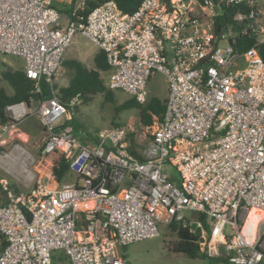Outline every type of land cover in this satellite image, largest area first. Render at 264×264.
<instances>
[{
	"label": "built area",
	"instance_id": "2783aa9c",
	"mask_svg": "<svg viewBox=\"0 0 264 264\" xmlns=\"http://www.w3.org/2000/svg\"><path fill=\"white\" fill-rule=\"evenodd\" d=\"M83 10L63 23L53 0H0V54L21 59L40 93L78 33L103 52L111 91L143 105L149 79L163 75L165 112L143 127L150 138L134 146V157L131 124L93 141L76 136L70 122L78 96L67 105L55 96L7 105L0 264H55L57 256L60 264H126L118 248L173 221L196 223L199 251L221 264H264V216L245 229L250 212L264 215V16L257 0H141L131 14L108 1L85 19ZM241 37L253 44L242 50ZM28 117L41 125V141L21 131ZM55 151L70 177L46 185L36 165Z\"/></svg>",
	"mask_w": 264,
	"mask_h": 264
},
{
	"label": "rangeland",
	"instance_id": "374dc122",
	"mask_svg": "<svg viewBox=\"0 0 264 264\" xmlns=\"http://www.w3.org/2000/svg\"><path fill=\"white\" fill-rule=\"evenodd\" d=\"M86 1L90 0H53V6L63 17V23L70 18L72 11L79 5H84ZM258 6L264 15V0H257ZM97 47L91 42L76 33L71 41L70 46L67 48L63 60L74 59L80 61L87 69L93 66V57L97 51ZM22 71L23 61L17 57L10 55L0 54V88H3L6 94H11L10 86L1 80V73L4 71ZM70 79L69 72L60 66L57 73L52 77L50 84L54 86V93L59 89L67 86ZM101 79L107 87L108 73H101ZM148 95L149 98H158L162 103H165L167 97V83L166 79L161 74H155L151 78L149 84ZM114 94V102L112 104L106 103L102 96L96 95L88 103L82 101L75 107L72 118L78 122L76 136L81 139L93 140V135L98 134L101 130H106L118 126L131 124L134 132L128 138L130 143L136 147H141L146 144L150 138V130L145 131L139 123V114L135 109H129L117 112L115 107L121 105L124 101L130 98L120 91H112ZM21 131L29 136L32 142L41 141L42 127L39 122L33 118H26L20 125ZM28 148L33 156L37 157V152ZM38 165V164H37ZM36 165V167H37ZM67 174L62 180L66 183L69 180ZM41 183L50 185L51 182L47 177H44ZM54 184V183H53ZM186 219L193 218L196 215L183 212ZM257 216V215H256ZM256 216L250 215L249 220L246 222L245 229L249 230L248 226L253 229L257 225ZM158 235L134 242L125 248H118L116 254L118 257L123 258L126 264H219L220 261L216 258L210 259H190L182 254L173 253L169 251L167 246H170L176 237L168 231V227L162 224L157 225ZM264 234V226L261 229Z\"/></svg>",
	"mask_w": 264,
	"mask_h": 264
},
{
	"label": "trees",
	"instance_id": "16d2710c",
	"mask_svg": "<svg viewBox=\"0 0 264 264\" xmlns=\"http://www.w3.org/2000/svg\"><path fill=\"white\" fill-rule=\"evenodd\" d=\"M113 1L119 11L124 14L133 13L141 0H90L84 4V10L79 12V16L86 18L88 13L97 6ZM232 8L225 9V16L233 14ZM71 17V15H70ZM241 49H247L253 44L252 39L239 38ZM259 54L264 61V44L258 48ZM62 66L69 72L70 79L67 86L54 93V86L46 81L40 82V93H34V83L27 79L23 71H4L1 73V80L6 82L12 94L7 95L3 88H0V121H5V107L12 103L26 102L30 100L40 101L55 96L64 105L78 96L83 103L90 102L94 96L100 95L106 103L114 102V94L109 90L101 79V73L108 70L103 52L98 51L93 57V68L87 69L80 61L66 59L62 61ZM166 102V101H165ZM135 109L139 114V123L142 127H149L153 124L154 118L160 121L165 112V103L158 98L152 97L143 104H138L134 99L124 101L115 107V111ZM76 133L78 122L73 118L70 122ZM129 136V135H128ZM130 151L134 157H138L133 151V143H129ZM37 172L48 176L50 182L61 184L68 173L66 159L63 154L55 151L39 159L36 167ZM195 215V214H194ZM193 219L203 221V217L196 215ZM189 226H183L181 222L173 221L168 225V231L175 235L176 241L167 246L169 251L182 254L190 259H210L199 251L198 238L190 232ZM4 244L0 245V250Z\"/></svg>",
	"mask_w": 264,
	"mask_h": 264
},
{
	"label": "crops",
	"instance_id": "0c3cea01",
	"mask_svg": "<svg viewBox=\"0 0 264 264\" xmlns=\"http://www.w3.org/2000/svg\"><path fill=\"white\" fill-rule=\"evenodd\" d=\"M264 16V15H263ZM67 19V18H66ZM99 50H97L96 51V53L98 52ZM95 53V54H96ZM93 68V66L91 65L90 66V69H92ZM102 73H107V71L106 72H102ZM153 77V76H152ZM151 77V78H152ZM151 78L149 79V82H148V87H149V84L151 83ZM167 90H168V88H167ZM11 94H12V92H11ZM11 94H7V95H11ZM168 94V93H167ZM105 130V129H104ZM104 130H101V131H104ZM107 130V129H106ZM101 131H99V132H101ZM98 132V133H99ZM95 135H97V133L95 134ZM95 135H93V137L95 138ZM94 138H93V140H94ZM93 140H91V141H93ZM257 214L255 213V216H256ZM261 215V214H260ZM260 215L258 216H256V220H257V222H259V220L260 219H262V218H260ZM248 228H249V230L248 231H250V230H252L251 228H250V226H248ZM63 261H62V258L60 257V256H57V258H56V261L54 262L55 264H60V263H62ZM219 264H221V263H219Z\"/></svg>",
	"mask_w": 264,
	"mask_h": 264
},
{
	"label": "water",
	"instance_id": "95a60500",
	"mask_svg": "<svg viewBox=\"0 0 264 264\" xmlns=\"http://www.w3.org/2000/svg\"><path fill=\"white\" fill-rule=\"evenodd\" d=\"M215 10H218V9L215 7ZM219 13H223V11H220ZM190 227L192 230H194L195 236L199 237L200 236V229L198 227H196V223H192ZM200 240H201V238H200Z\"/></svg>",
	"mask_w": 264,
	"mask_h": 264
},
{
	"label": "bare ground",
	"instance_id": "6f19581e",
	"mask_svg": "<svg viewBox=\"0 0 264 264\" xmlns=\"http://www.w3.org/2000/svg\"><path fill=\"white\" fill-rule=\"evenodd\" d=\"M256 214H257L258 216L260 215V213H256ZM250 215H251L252 217H255V213H254V212H250L249 215H248L247 221L249 220ZM263 216H264V215L261 214V215H260V218H263ZM260 220H261V219H260Z\"/></svg>",
	"mask_w": 264,
	"mask_h": 264
}]
</instances>
